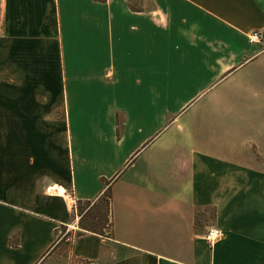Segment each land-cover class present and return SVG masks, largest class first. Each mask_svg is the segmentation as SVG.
I'll return each instance as SVG.
<instances>
[{
	"label": "crops",
	"instance_id": "1",
	"mask_svg": "<svg viewBox=\"0 0 264 264\" xmlns=\"http://www.w3.org/2000/svg\"><path fill=\"white\" fill-rule=\"evenodd\" d=\"M106 187L72 262L264 264V0H0V264Z\"/></svg>",
	"mask_w": 264,
	"mask_h": 264
},
{
	"label": "trees",
	"instance_id": "2",
	"mask_svg": "<svg viewBox=\"0 0 264 264\" xmlns=\"http://www.w3.org/2000/svg\"><path fill=\"white\" fill-rule=\"evenodd\" d=\"M96 2H103L105 0H95ZM103 184L107 186L104 180ZM111 195L110 188L102 192V194L94 201H77L73 208L74 218H78L77 228L78 233H67L64 239L74 236L80 238L85 234L97 235L109 239L112 233L111 221ZM65 228L62 227L60 233L64 232ZM69 234V236H68ZM68 236V238H67Z\"/></svg>",
	"mask_w": 264,
	"mask_h": 264
},
{
	"label": "rangeland",
	"instance_id": "3",
	"mask_svg": "<svg viewBox=\"0 0 264 264\" xmlns=\"http://www.w3.org/2000/svg\"><path fill=\"white\" fill-rule=\"evenodd\" d=\"M200 98H208V95L201 96ZM175 99H177L176 96H175ZM170 102L171 103L174 102L173 99H171ZM165 119L167 120L168 125H170L173 117H170V116L166 115ZM78 231L79 230L76 227L75 230L71 229L69 232L72 233V234H76V233H78ZM66 235H67V232H63V233L61 232L60 234H57L56 240H54V247H53L52 253H55L57 255L56 256L58 258L57 262L59 264H72V259L68 258L69 257L68 256V251L71 249V242H72V240L75 239V235L74 236H70V238H69L70 240L64 239V237ZM68 236H69V234H68ZM68 236H67V238H68Z\"/></svg>",
	"mask_w": 264,
	"mask_h": 264
},
{
	"label": "built area",
	"instance_id": "4",
	"mask_svg": "<svg viewBox=\"0 0 264 264\" xmlns=\"http://www.w3.org/2000/svg\"><path fill=\"white\" fill-rule=\"evenodd\" d=\"M259 41V34L258 33H252L249 37V42L250 43H255ZM223 237V233L216 229V228H210L208 229V231L205 234V239L207 241V243L212 244L215 241L221 239ZM81 261V262H80ZM73 261L72 264H91L88 261Z\"/></svg>",
	"mask_w": 264,
	"mask_h": 264
}]
</instances>
